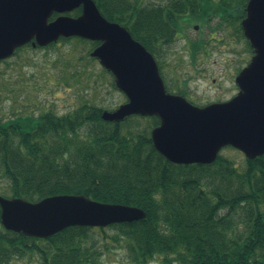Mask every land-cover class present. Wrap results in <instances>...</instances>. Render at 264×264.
Wrapping results in <instances>:
<instances>
[{
  "label": "trees",
  "instance_id": "16d2710c",
  "mask_svg": "<svg viewBox=\"0 0 264 264\" xmlns=\"http://www.w3.org/2000/svg\"><path fill=\"white\" fill-rule=\"evenodd\" d=\"M93 1L105 19L125 27L152 55L182 31V18L188 25L217 18L220 27L231 26L243 38L240 21L248 2L165 0L156 6L141 0ZM72 40L83 47L78 60L86 71L95 62L89 54L99 43L61 39ZM25 47L31 46L15 54ZM103 75L117 90L112 75L101 68L97 78ZM3 76L0 71V95L12 86ZM16 87L21 90L20 82ZM25 105L11 116H0V175L7 182V197L38 202L83 195L137 207L145 217L107 227L112 236L105 228L74 226L46 239L7 231L0 223V264L28 255L38 256L40 264H97L94 230L102 234L99 242L119 243L130 264H149L156 257L165 264H264V155L245 158L241 166L220 154L211 164L176 165L152 144L156 117L106 122L101 118L104 108L95 104L61 115L37 109L32 101Z\"/></svg>",
  "mask_w": 264,
  "mask_h": 264
},
{
  "label": "water",
  "instance_id": "95a60500",
  "mask_svg": "<svg viewBox=\"0 0 264 264\" xmlns=\"http://www.w3.org/2000/svg\"><path fill=\"white\" fill-rule=\"evenodd\" d=\"M77 8H81L77 17L64 15ZM245 12L241 27L253 56L236 77L239 93L204 108L168 94L151 54L123 26L106 20L93 0H0V61L27 43L44 47L71 37L100 42L90 56L113 75L115 86L127 98L115 110H104V121L158 117L152 143L173 164H210L228 146L252 160L264 155V0H248ZM53 13L59 16L49 22ZM144 217L139 208L83 195H57L38 202L0 195L1 225L27 237L43 239L69 227H107Z\"/></svg>",
  "mask_w": 264,
  "mask_h": 264
},
{
  "label": "rangeland",
  "instance_id": "374dc122",
  "mask_svg": "<svg viewBox=\"0 0 264 264\" xmlns=\"http://www.w3.org/2000/svg\"><path fill=\"white\" fill-rule=\"evenodd\" d=\"M141 2L156 5L163 3L164 0H141ZM200 32L205 33L204 29ZM189 33L191 37L195 36L191 31ZM213 36L220 40L221 44L220 51L210 56L211 62H217L215 78L218 84L211 87L202 84L196 91L204 92L209 100L221 89V97L229 99L234 89L235 75L229 74L226 64L230 62L231 71L237 72L250 61L251 53L247 43L240 39L231 26L227 25L222 30L216 29ZM232 38H235V41L230 46L228 41ZM82 49L83 47H77V42L74 40L58 41L54 47L47 49L25 47L7 62L0 64L4 80H12V86L6 87L5 93L0 95V116L8 117L16 111L25 109L27 100L36 103L37 109H49L59 115L74 110L84 103L102 106L108 110L115 109L123 103L125 97L121 92L110 87V77L103 75L102 78H97L101 69L97 61L93 62L88 70L83 71V61L78 60ZM18 76H22L23 79L20 81ZM17 82H20L21 90L16 87ZM220 155L234 160L238 166H241L245 159L243 153L231 148L223 149ZM7 192V182L0 175V194L7 197ZM94 232L100 251L97 264H130L125 250L119 243L110 241L101 243L99 240L102 234L99 237L96 234L98 231L94 230ZM105 233L112 236L114 231L105 228ZM12 264H40V261L38 256L28 255L13 260ZM149 264L165 263L161 257H156Z\"/></svg>",
  "mask_w": 264,
  "mask_h": 264
},
{
  "label": "flooded vegetation",
  "instance_id": "af4514ba",
  "mask_svg": "<svg viewBox=\"0 0 264 264\" xmlns=\"http://www.w3.org/2000/svg\"><path fill=\"white\" fill-rule=\"evenodd\" d=\"M179 23L182 31L177 33L176 38L171 42H160V44H164L154 51V58L166 92L181 96L192 105L200 108L213 103L225 102L236 96L240 90L236 83V77L241 69L232 72L230 62L226 64V69L231 76L233 74L235 76L233 80L234 89L229 99L221 97V89L209 100L204 92L198 93L196 91L202 84L207 87L218 84L215 78L217 62H211L210 56L217 51L219 52L221 46L220 40L216 39L213 34L216 29L222 30L225 26L221 25L220 27L217 18L208 19L206 23L192 22L191 25H188L186 18H182ZM201 29H204L205 33H201ZM190 31L195 34L194 37L190 36ZM234 41L235 38L230 39L229 45L232 46ZM178 43L181 45L177 46Z\"/></svg>",
  "mask_w": 264,
  "mask_h": 264
}]
</instances>
